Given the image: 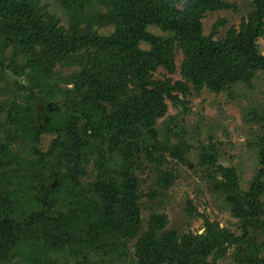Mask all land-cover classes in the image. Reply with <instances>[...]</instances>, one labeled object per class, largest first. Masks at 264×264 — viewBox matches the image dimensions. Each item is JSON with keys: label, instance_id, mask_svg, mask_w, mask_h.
<instances>
[{"label": "trees", "instance_id": "1", "mask_svg": "<svg viewBox=\"0 0 264 264\" xmlns=\"http://www.w3.org/2000/svg\"><path fill=\"white\" fill-rule=\"evenodd\" d=\"M94 1L106 8L100 22L115 26L109 36L93 30L92 22L82 26L76 16L69 28L59 26L40 0H0V36L34 55L25 63L31 73L39 60L46 63L43 77H31L32 85L15 83V95L0 105V117L6 113L0 121L1 262L22 255L31 257V264H60L52 255L58 247L80 255L84 263L95 254L125 255L142 223L137 171L143 159L160 164L166 149L185 161L186 149L159 140L157 124L168 100L177 101V91L187 94L205 86L233 92L236 83L264 70V54L257 48L264 35V0H252L247 18L219 41L203 34L201 18L207 10L225 7L223 0ZM63 2L73 10L93 3ZM152 24L168 34L147 32ZM143 41L149 49L141 47ZM178 51L182 79H155L158 68L177 70ZM58 64L73 68L60 75L65 87L44 78ZM45 133L55 136L46 152L39 147ZM20 139L35 144L37 155L27 164L11 149ZM258 148L260 168L249 191L241 192L235 169H216L221 176L216 188L229 195L241 233L210 221L202 233L166 232V215L153 213L136 240V264H264V134ZM201 159L217 162L213 150L203 151ZM26 167L38 171L32 176L38 193L29 207L19 205L8 176ZM85 176L93 180L84 182ZM231 248L235 262L221 261ZM40 251L44 259L37 261Z\"/></svg>", "mask_w": 264, "mask_h": 264}, {"label": "rangeland", "instance_id": "2", "mask_svg": "<svg viewBox=\"0 0 264 264\" xmlns=\"http://www.w3.org/2000/svg\"><path fill=\"white\" fill-rule=\"evenodd\" d=\"M92 1L93 3L84 4V7L76 10L71 9L70 4L64 3L63 0H40L39 4L57 18L59 26L69 28L71 18L76 16L77 21L79 19L82 21V26L92 22L94 24L90 25L93 30L103 36H109L114 32L115 26L113 23L100 22L101 13L105 12L106 8L99 2ZM223 1L226 3L225 7L207 10L201 18L203 34L214 41L224 38L231 27H239L251 9L252 0ZM84 17L85 20H83ZM147 32L162 36L168 34L154 24L147 27ZM141 47L149 49L150 44L143 41ZM257 48L264 54V35L258 38ZM30 58L35 57L22 46L9 44L0 36L1 107L4 101L15 95L14 91L17 89L15 83L32 85L31 77L33 79L37 75L40 78L43 77L41 72L46 70V63L39 60L38 64L33 65L31 73L32 68L25 67V63ZM182 60L183 54L178 51L177 70L169 73L165 68H158L154 78H171L173 83L181 80ZM41 66L44 68L43 71ZM51 71L49 75H44V78H49L51 82L65 87L60 75H68L73 68L58 64ZM175 95H178V100L175 102L168 100V111L158 120L159 140L170 146L178 145L186 149L185 161L166 149L161 150L164 159L160 164L154 165L151 161H147L146 157L143 159L141 169L137 171L143 192L142 223L137 236L128 240L126 254L123 255L121 252L95 254L84 263L80 255H71L68 252L65 254L63 249L58 247L52 255L59 260L60 264H136L135 243L137 238L148 229L153 213L166 215L164 231H177L180 235L204 232L207 221L218 223L219 227L228 228L236 233L242 232L240 218L234 216L231 210L229 195L216 188L217 178H221L216 173V169L218 165L235 169L241 192L250 190L260 168L258 144L264 134V70L254 73L249 82L236 83L233 92H215L205 86L199 91L191 89L187 94L177 91ZM5 120L6 113L0 117V121ZM54 137V134L45 133L39 144L40 149L44 152L48 151ZM34 147L32 140L26 142L20 139L12 144L11 149H14L20 160L26 163L27 159L32 161L36 157ZM208 150H213L216 154V163H203L201 154ZM89 169L93 170L92 165ZM16 172L19 173L18 176ZM35 173H38L37 167H26L15 170L14 175L8 174L15 182L17 199L21 206L29 207L28 202L31 198L35 199L34 196L38 193L33 188L36 180L32 176ZM90 180H93L92 176L83 178L84 182ZM53 184L55 187L57 181ZM262 202L264 210V195ZM261 218L264 220V213ZM260 240H264V233ZM232 252L233 248L220 260L234 263ZM38 253L37 261H42L44 259L42 251ZM32 261L31 257L24 258L22 255H16L11 256L10 260L0 261V264H31Z\"/></svg>", "mask_w": 264, "mask_h": 264}, {"label": "water", "instance_id": "3", "mask_svg": "<svg viewBox=\"0 0 264 264\" xmlns=\"http://www.w3.org/2000/svg\"><path fill=\"white\" fill-rule=\"evenodd\" d=\"M54 185V184H53Z\"/></svg>", "mask_w": 264, "mask_h": 264}]
</instances>
